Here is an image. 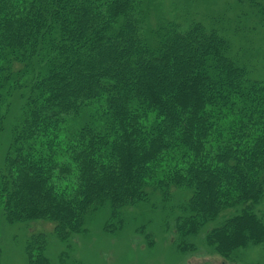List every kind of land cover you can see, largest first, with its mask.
Listing matches in <instances>:
<instances>
[{
  "label": "trees",
  "instance_id": "obj_1",
  "mask_svg": "<svg viewBox=\"0 0 264 264\" xmlns=\"http://www.w3.org/2000/svg\"><path fill=\"white\" fill-rule=\"evenodd\" d=\"M238 2L264 22V0ZM159 6L0 0V138L17 108L0 217L42 221L68 242L101 206L123 224L126 210L182 189L180 237L224 219L207 236L216 250L263 239L264 81L249 77L239 30L220 17L184 26ZM47 251L34 234L29 263L51 264Z\"/></svg>",
  "mask_w": 264,
  "mask_h": 264
},
{
  "label": "rangeland",
  "instance_id": "obj_2",
  "mask_svg": "<svg viewBox=\"0 0 264 264\" xmlns=\"http://www.w3.org/2000/svg\"><path fill=\"white\" fill-rule=\"evenodd\" d=\"M158 3L163 19L167 13L170 19L186 26L195 20L209 23L220 17L222 27L226 24L229 31L239 30L232 39L240 57L246 55L249 77L264 81V22L249 5L238 0H158ZM16 109L0 138V167L10 141V119ZM173 193L170 201L155 196L150 203L126 210L123 224L110 223V207L101 206L88 214L84 232L75 234L68 242L60 241L53 229L47 231L51 226L42 221L12 224L0 217V264H30L27 244L40 232L47 234L51 264H264V237L230 253L208 244V233L223 224L224 219L210 222L198 235L180 237L176 218L188 195L182 189ZM256 214L264 224V198ZM231 215L233 211L227 217Z\"/></svg>",
  "mask_w": 264,
  "mask_h": 264
}]
</instances>
